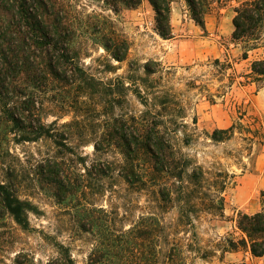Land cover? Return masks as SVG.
Wrapping results in <instances>:
<instances>
[{"label": "rangeland", "instance_id": "rangeland-1", "mask_svg": "<svg viewBox=\"0 0 264 264\" xmlns=\"http://www.w3.org/2000/svg\"><path fill=\"white\" fill-rule=\"evenodd\" d=\"M64 1L67 53L59 44L50 64L43 57V79L21 75L0 95V185L27 220L0 204V264H91L110 249L125 257L129 233L147 226L154 264H170L175 242L187 264H264L239 244L241 217L264 212V81L251 75L264 32L243 59L232 42L237 0H208L206 31L186 0H172L170 39L148 0L117 12L105 0ZM232 126L228 140L212 139ZM154 129L197 179L156 173L143 142ZM181 215L192 224L175 227Z\"/></svg>", "mask_w": 264, "mask_h": 264}, {"label": "trees", "instance_id": "trees-1", "mask_svg": "<svg viewBox=\"0 0 264 264\" xmlns=\"http://www.w3.org/2000/svg\"><path fill=\"white\" fill-rule=\"evenodd\" d=\"M141 1L105 0L115 12L119 10V5L133 9L139 6ZM148 1L156 14L158 33L161 37L170 39L172 35L170 22L172 0ZM186 1L190 6L195 23L206 31L205 16L210 11L208 0ZM237 1L239 5L234 10L232 42L244 45L242 58L247 59L248 52L253 48L251 44L260 41L263 37L264 0ZM69 18L70 12L64 0H0V95L7 88L15 87L14 85L21 75L24 79H43V57L48 56L50 64L52 58L50 59L51 56L49 57V55H52L54 51L55 53L58 52L59 44L61 45L60 49L67 53V47H65L67 42L65 41L71 37L70 31H72ZM60 57L63 58L64 56L60 55ZM251 75L257 82L264 81V59L252 63ZM9 118L13 119L14 117L9 116ZM234 130L235 126L227 130H215L212 139L216 142L228 140ZM152 132L157 136L155 141L149 136ZM145 133L143 137L144 146L153 157L156 173H165L179 181H184L185 175L191 180L197 179L195 171L192 174H187V170L180 169L177 158L167 150L165 140L159 136L160 134L155 129L153 131L146 130ZM247 140L251 141L252 139L247 138ZM161 193L163 200H167L164 191ZM0 199V204L6 212L11 214L18 224L26 228L27 220L23 218V203L16 199L4 185H0ZM216 202L222 216L224 198L220 196ZM190 224L192 221L189 216L181 215L175 227ZM239 229L247 236V240H242L239 244L243 247H249L250 253L254 257H264V212L243 215L239 221ZM152 232L153 230L149 226L132 230L122 248L127 253L125 257L114 249H110L106 253H102L99 258L92 259L91 264H111L110 260L122 259V257H127L124 264H140L141 261L143 264L156 263L159 259L157 252L143 250L144 241L148 240L150 244L153 243ZM232 246L233 249H237V245L232 244ZM169 261L170 264H187L178 242L174 243Z\"/></svg>", "mask_w": 264, "mask_h": 264}]
</instances>
